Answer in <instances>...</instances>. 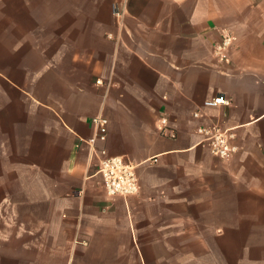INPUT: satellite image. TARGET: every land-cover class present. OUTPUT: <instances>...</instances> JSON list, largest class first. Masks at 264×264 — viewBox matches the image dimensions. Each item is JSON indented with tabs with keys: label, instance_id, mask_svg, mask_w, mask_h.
I'll list each match as a JSON object with an SVG mask.
<instances>
[{
	"label": "crops",
	"instance_id": "1",
	"mask_svg": "<svg viewBox=\"0 0 264 264\" xmlns=\"http://www.w3.org/2000/svg\"><path fill=\"white\" fill-rule=\"evenodd\" d=\"M0 142L30 205L0 264H264V0H0Z\"/></svg>",
	"mask_w": 264,
	"mask_h": 264
},
{
	"label": "built area",
	"instance_id": "2",
	"mask_svg": "<svg viewBox=\"0 0 264 264\" xmlns=\"http://www.w3.org/2000/svg\"><path fill=\"white\" fill-rule=\"evenodd\" d=\"M233 38L224 37L217 47V52L222 59H227L226 50L231 46ZM209 104H228L223 98H218ZM91 124L96 130L93 137L88 139L90 145L97 141H105L107 136V120L103 117H94ZM204 134L210 151L221 159H228L235 152L236 148L229 143L230 136L218 133L217 128L205 130L198 129ZM97 172L101 176L103 188L108 196L128 197L138 191V181L135 174V167L126 160L119 157L101 158L98 162Z\"/></svg>",
	"mask_w": 264,
	"mask_h": 264
},
{
	"label": "rangeland",
	"instance_id": "3",
	"mask_svg": "<svg viewBox=\"0 0 264 264\" xmlns=\"http://www.w3.org/2000/svg\"><path fill=\"white\" fill-rule=\"evenodd\" d=\"M5 145L6 143L0 142V149ZM4 153L6 152L0 151V154ZM24 170L22 159L0 157V230L7 229V226L22 228L24 212L30 206L24 195L29 193V190H24L29 174L24 173ZM90 257L94 259V255Z\"/></svg>",
	"mask_w": 264,
	"mask_h": 264
}]
</instances>
